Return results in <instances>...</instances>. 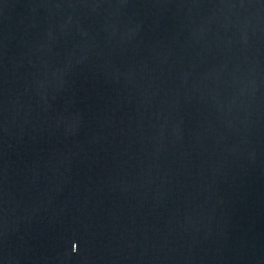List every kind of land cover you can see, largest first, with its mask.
<instances>
[{
  "label": "water",
  "instance_id": "95a60500",
  "mask_svg": "<svg viewBox=\"0 0 264 264\" xmlns=\"http://www.w3.org/2000/svg\"><path fill=\"white\" fill-rule=\"evenodd\" d=\"M0 264H264V0H0Z\"/></svg>",
  "mask_w": 264,
  "mask_h": 264
}]
</instances>
